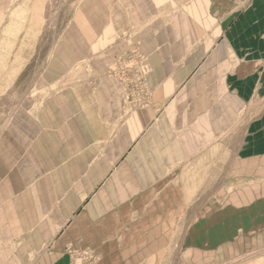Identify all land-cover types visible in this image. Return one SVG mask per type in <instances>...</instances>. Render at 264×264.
Instances as JSON below:
<instances>
[{"label":"crops","instance_id":"obj_1","mask_svg":"<svg viewBox=\"0 0 264 264\" xmlns=\"http://www.w3.org/2000/svg\"><path fill=\"white\" fill-rule=\"evenodd\" d=\"M98 2L86 0L81 35L64 39L0 130V264H69L73 248H89L97 264H166L191 203L184 165L230 127L232 97L242 102L229 36L200 43L197 26L185 51L181 37L169 50L160 33L143 41L151 100L127 102L107 68L128 41L106 36L114 26ZM7 10L0 0V27Z\"/></svg>","mask_w":264,"mask_h":264},{"label":"rangeland","instance_id":"obj_2","mask_svg":"<svg viewBox=\"0 0 264 264\" xmlns=\"http://www.w3.org/2000/svg\"><path fill=\"white\" fill-rule=\"evenodd\" d=\"M7 1L0 27V130L19 103L34 96L64 39L81 35L76 20L86 2ZM98 4L108 11L109 27L114 26L105 31L110 41H128V50L108 66L107 74L119 79L124 99L132 105L147 103L152 96V65L142 49L144 40L160 33L162 47L169 50L170 39L181 37L185 51L192 27H198L200 43L207 35L218 38L226 31L235 64L232 91L243 89L242 102L232 97L230 127L184 165L183 182L191 203L184 206L182 227L176 246L173 240L172 251L168 248L166 264H264V0ZM201 46L203 52L211 47ZM257 56L262 57L258 68L245 70L244 61Z\"/></svg>","mask_w":264,"mask_h":264},{"label":"built area","instance_id":"obj_3","mask_svg":"<svg viewBox=\"0 0 264 264\" xmlns=\"http://www.w3.org/2000/svg\"><path fill=\"white\" fill-rule=\"evenodd\" d=\"M69 264H97V256L89 248H73Z\"/></svg>","mask_w":264,"mask_h":264},{"label":"bare ground","instance_id":"obj_4","mask_svg":"<svg viewBox=\"0 0 264 264\" xmlns=\"http://www.w3.org/2000/svg\"><path fill=\"white\" fill-rule=\"evenodd\" d=\"M98 260V259H97Z\"/></svg>","mask_w":264,"mask_h":264}]
</instances>
